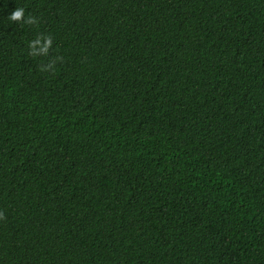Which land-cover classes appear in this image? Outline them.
Masks as SVG:
<instances>
[{
	"label": "trees",
	"instance_id": "1",
	"mask_svg": "<svg viewBox=\"0 0 264 264\" xmlns=\"http://www.w3.org/2000/svg\"><path fill=\"white\" fill-rule=\"evenodd\" d=\"M0 264H264V0H0Z\"/></svg>",
	"mask_w": 264,
	"mask_h": 264
},
{
	"label": "clouds",
	"instance_id": "2",
	"mask_svg": "<svg viewBox=\"0 0 264 264\" xmlns=\"http://www.w3.org/2000/svg\"><path fill=\"white\" fill-rule=\"evenodd\" d=\"M23 14L22 9H16L11 13V19L13 20H19Z\"/></svg>",
	"mask_w": 264,
	"mask_h": 264
}]
</instances>
